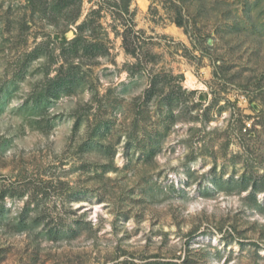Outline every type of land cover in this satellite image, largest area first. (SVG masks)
Listing matches in <instances>:
<instances>
[{
    "label": "rangeland",
    "instance_id": "374dc122",
    "mask_svg": "<svg viewBox=\"0 0 264 264\" xmlns=\"http://www.w3.org/2000/svg\"><path fill=\"white\" fill-rule=\"evenodd\" d=\"M51 1L0 0V264H264V0Z\"/></svg>",
    "mask_w": 264,
    "mask_h": 264
},
{
    "label": "trees",
    "instance_id": "16d2710c",
    "mask_svg": "<svg viewBox=\"0 0 264 264\" xmlns=\"http://www.w3.org/2000/svg\"><path fill=\"white\" fill-rule=\"evenodd\" d=\"M128 2H129V0H125V5H128ZM50 4L43 2V7L41 8V11L46 13L47 10H52L53 11V10H55V8H57V9H59L58 11L66 12V11H68V8L71 7L70 9H72V7H74L75 4L79 5L80 4V0H77V2H76V0H52ZM74 18L75 17H72L71 20L74 21L75 20ZM178 23H180V21ZM87 24L90 26L91 22L87 21V22H83L82 24L78 25L79 30H81L85 26H88ZM56 36L59 37L62 41H68V34L66 32L65 33L64 32H58ZM85 41H86V38H83L80 34H77L76 37H73L72 39H70L68 41V45H69L68 48H70L71 51H75V50L78 49L77 46H76L77 42L83 44V42H85ZM95 45L96 44H93V46H95ZM82 47H86V45L83 44ZM62 76L63 75H61V80L62 79L63 80H62L61 83H64L62 85V87H66L65 83H67L66 80H68V79H66L65 77H62ZM66 77H70V76H68L66 74ZM75 80H76V78H72V79H70V82L74 83ZM59 85H60V83H59ZM261 183H262L261 185L264 186V182L262 181Z\"/></svg>",
    "mask_w": 264,
    "mask_h": 264
}]
</instances>
